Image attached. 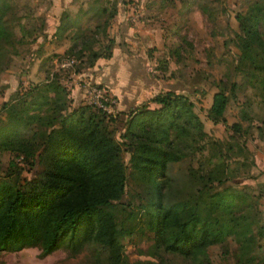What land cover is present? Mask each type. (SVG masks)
I'll return each instance as SVG.
<instances>
[{"label": "rangeland", "instance_id": "374dc122", "mask_svg": "<svg viewBox=\"0 0 264 264\" xmlns=\"http://www.w3.org/2000/svg\"><path fill=\"white\" fill-rule=\"evenodd\" d=\"M9 1L6 16L16 35L20 22L31 32L21 41H13L8 61L0 70V125L6 121L1 103L44 81L46 75L56 74L68 89L67 110L90 105L101 94L106 108L98 112L115 140H120L119 132L133 111L153 106L150 97L154 94L180 93L190 105H179L176 115L155 118L143 129L135 126V132L151 138L166 127L178 155L165 168L169 198L192 196L210 176L209 189L224 187L231 192L232 212L242 213L249 223L248 256L241 254L231 236L209 245L197 257L165 252L154 247L144 212L136 206L146 200L147 182L134 176L136 184L127 179L122 196L129 204L117 209L125 230L120 239L123 260L115 264H264V95L259 84L264 58L256 44L249 58L241 56L238 46L247 24L245 17L256 4L262 8L258 30L264 39V0H65L57 14L52 7L58 6V0ZM112 5L118 7V17H107L102 24L107 14L99 7L110 10ZM143 26L148 29L142 30ZM106 36L112 39L110 47L114 45L118 60L123 59L122 52L128 56L120 60L119 78L113 81L108 77L113 68L100 80L97 66L87 65L88 47L100 48ZM76 66L78 72L73 71ZM216 90L226 93L228 101L222 119L212 121L207 109ZM130 149V145L120 144L127 171ZM40 168V163L0 150V179H28ZM0 264L110 262L106 249L89 241L75 254L63 246L43 255L38 246L3 248Z\"/></svg>", "mask_w": 264, "mask_h": 264}, {"label": "trees", "instance_id": "16d2710c", "mask_svg": "<svg viewBox=\"0 0 264 264\" xmlns=\"http://www.w3.org/2000/svg\"><path fill=\"white\" fill-rule=\"evenodd\" d=\"M10 8L9 0H0V70L8 61L13 41H21L31 32L20 22L16 35L6 16ZM261 10L256 4L245 17L247 24L238 44L243 58L251 57L253 44L259 46L264 58V39L258 30ZM99 11L107 14L103 24L113 16L115 6L110 10L101 6ZM111 43L106 36L100 48L88 47L87 65L101 54L108 56ZM55 75H46L44 81L15 92L12 100L1 103L6 121L0 125V150H11L23 161L40 163L41 168L28 179H0V249L38 246L43 255L63 246L75 254L93 241L106 249L110 264L122 261L120 239L125 228L117 209L129 204L122 199L127 179L136 184L138 178L147 182L146 200L136 206L144 212L154 247L197 257L209 245L231 236L243 256L250 254L249 223L242 213L232 212V193L224 187L210 190L208 176L209 181L203 180L192 196L169 198L171 187L165 168L178 155L170 145L166 127L152 138L135 132V126L143 129L155 118L176 115L179 105H190L182 94L171 90L154 94L150 101L155 106L133 111L119 132L120 140H115L99 109L88 104L66 109L68 89ZM259 84L264 95V75ZM227 101L226 93L214 91L207 116L212 121L222 119ZM123 142L131 146L129 171L120 155ZM131 214L128 211L126 216Z\"/></svg>", "mask_w": 264, "mask_h": 264}, {"label": "crops", "instance_id": "0c3cea01", "mask_svg": "<svg viewBox=\"0 0 264 264\" xmlns=\"http://www.w3.org/2000/svg\"><path fill=\"white\" fill-rule=\"evenodd\" d=\"M64 1L65 0H58V6L52 7V12L54 11L57 14L58 11L63 8V7H61V5L63 6L62 2H64ZM54 3H56V0L54 1ZM52 12H50V14L51 15L52 14L55 15V13H52ZM118 13H119L118 12V7L115 6V12L113 14V15H115V18L118 17V15H119ZM56 18H57V16H56ZM117 20H119V19H117ZM121 24L124 25L125 23L122 21ZM141 29L142 30H147L148 28L143 26ZM154 38H155V35H154ZM151 39H152V36H150V38H148L147 40L145 39V41L149 42ZM122 53H123L122 54L123 59L119 58L121 60V62L125 61L126 57H128L124 52H122ZM124 55L126 57H124ZM94 60H95V62H92V63H94L97 66L96 68H98L97 70L100 71V73L98 75V79L102 80V76L105 77L106 74L108 75V72L109 71L111 72L112 68H113L114 71H112L108 75L109 79L113 81V80H116V79L119 78L118 77L119 74H118L117 71H118V68L120 66V60H118L117 57L115 56L114 45L112 46V48L110 47V54L108 56H104V55L101 54L100 56L96 57ZM94 64L90 67L92 72H93V74H94V66H95ZM75 93H77V92H75ZM154 106H155V103L153 102V106L152 107H154ZM152 107H149V108H152Z\"/></svg>", "mask_w": 264, "mask_h": 264}, {"label": "built area", "instance_id": "2783aa9c", "mask_svg": "<svg viewBox=\"0 0 264 264\" xmlns=\"http://www.w3.org/2000/svg\"><path fill=\"white\" fill-rule=\"evenodd\" d=\"M102 97H101V94H99V93H97V95H96V97H95V99H94V97H93V99L91 100V106L92 107H95L96 109H99V110H105V101H103L102 99H101Z\"/></svg>", "mask_w": 264, "mask_h": 264}]
</instances>
